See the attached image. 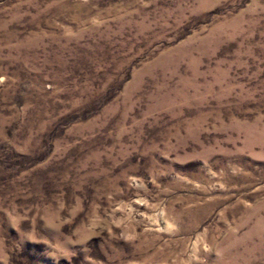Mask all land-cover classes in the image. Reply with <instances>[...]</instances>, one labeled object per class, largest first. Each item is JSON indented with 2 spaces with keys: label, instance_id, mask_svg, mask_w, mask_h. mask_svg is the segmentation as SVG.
Here are the masks:
<instances>
[{
  "label": "rangeland",
  "instance_id": "obj_1",
  "mask_svg": "<svg viewBox=\"0 0 264 264\" xmlns=\"http://www.w3.org/2000/svg\"><path fill=\"white\" fill-rule=\"evenodd\" d=\"M0 264H264V0H0Z\"/></svg>",
  "mask_w": 264,
  "mask_h": 264
}]
</instances>
